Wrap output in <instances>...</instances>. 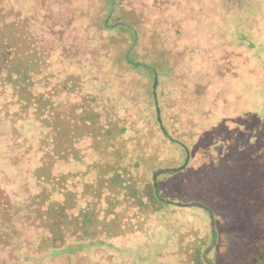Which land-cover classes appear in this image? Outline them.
<instances>
[{"label": "trees", "instance_id": "1", "mask_svg": "<svg viewBox=\"0 0 264 264\" xmlns=\"http://www.w3.org/2000/svg\"><path fill=\"white\" fill-rule=\"evenodd\" d=\"M8 1L0 0V264H84L91 259L93 264L131 263L124 256L134 249L129 243L145 237L155 214L168 212L175 218L191 214L193 208L209 215L206 236L192 233L190 220L177 224L176 232L165 225L161 228L175 234L170 243L178 257L188 264L222 260L223 264H264V146L255 159L249 148L240 154L233 144L231 154L223 160L218 157L209 178H202L209 183L204 197L174 191L188 172L193 153L166 126L158 98L160 70L138 50L148 37L142 13L126 11L123 0H106L109 13L101 32L109 33L113 41L101 40L96 49L102 52L101 63L95 66L109 67L113 73L108 70L103 76L94 65L72 60L61 44L50 49L40 46L55 36L61 43L63 32H55L51 20L43 21L46 35L36 39L32 34L36 21L27 10L31 2L6 9ZM151 1H140V12L142 4ZM188 12L195 13L194 23L199 15L204 20L221 14L211 4ZM157 30L150 36L154 46L161 39ZM239 36V44L256 47L247 35ZM117 47L123 53L115 61L110 50ZM125 68L152 81L150 104L101 93L112 89L109 80L116 89L125 87ZM228 100L229 96L207 103L219 117L218 124L230 109L226 110ZM156 132L169 145L183 149L181 162L158 165L152 156L141 157L148 149L145 141L160 143ZM252 159L256 166L251 169ZM165 181L173 189L172 197L165 195ZM149 241L148 246L155 248L157 243ZM163 254L158 255L160 261L170 258Z\"/></svg>", "mask_w": 264, "mask_h": 264}, {"label": "rangeland", "instance_id": "2", "mask_svg": "<svg viewBox=\"0 0 264 264\" xmlns=\"http://www.w3.org/2000/svg\"><path fill=\"white\" fill-rule=\"evenodd\" d=\"M29 1L31 4H28L27 10L36 21L32 27V34L36 39L46 35L45 30H41L40 24L43 21L51 20L55 32H63L61 43L58 41L59 37L55 36L53 40L44 43L45 46H40L50 49L61 44V47H66L72 60H84L94 65V69L103 76L105 71L110 70L108 66H103V69L108 67V70H100L97 67L101 63L102 52L96 50L102 43L101 40L107 43L113 41L109 33L101 32L104 18L109 13L106 0H68L72 1L71 3H66L67 0ZM140 1L144 0H123L122 6L126 7V11L130 9L142 13V28L147 30L148 37L140 42L138 50L144 60L154 62L160 70L158 98L166 126L180 142L188 145L193 153L189 170L181 175L178 190L174 191L185 197L193 193H200L204 197L205 187L209 183L204 182L202 178H209L212 166L220 160L218 157L223 160L231 154L233 144L237 146L236 150L240 154L244 148H249V153L255 159L260 157L261 148L264 146V0H152L147 2L149 6L145 2L142 4V12ZM25 2L26 0H11L5 7H24ZM40 2L44 3L40 6ZM258 2L260 5H257ZM203 3L214 5L221 12L219 18L207 17L204 21L199 15L200 19L194 23L195 13L188 11L198 10ZM0 7H3L2 3ZM58 23L61 27L56 26ZM153 29H158V36L159 32L161 33L158 46H154L157 44H153L150 39ZM240 33L247 35L249 41H254L256 47L251 49L248 44H239L236 35L240 37ZM198 40L202 42L199 43ZM39 41L43 40H35V43ZM110 51L115 61L119 60L123 53L120 47ZM110 72L113 73V70ZM122 75L124 88L117 86L116 89V84L109 80L112 89L101 90V93L108 97H124L133 103L152 102L151 80L138 78L128 68L122 71ZM103 76L101 82L106 84L107 80ZM227 96L229 104L226 110L230 109L222 114L223 120L218 124L216 120L219 117L210 112L207 103ZM156 133L160 143L145 141L143 146L148 149L142 152L141 157L147 159L152 156L158 160V165H175L181 162L184 157L183 149L177 144L169 145L158 132ZM129 144L132 148L136 145L133 141ZM154 153L157 158L153 156ZM250 163L251 169L255 168L256 161L252 159ZM249 169L248 167L246 171L250 173ZM242 180L245 181L244 176ZM162 187L165 195L172 197L173 189L169 190L171 188L168 187V181L163 182ZM191 210V214L182 213L175 218L168 212L162 216L161 213L155 214L144 230L145 237L139 238L140 242L136 238L130 241L129 244L134 249L131 254H124L131 262L127 264L187 263V259L176 255L177 249L170 243L175 241V234L171 236L161 228L165 225L176 232L177 224L184 225L185 221L190 220L193 224L191 232L206 236L209 215L202 209ZM149 239L157 243L155 248L148 246ZM224 241L225 238L222 237L223 256L226 253ZM138 246L142 248L138 249ZM100 254L108 255V252L100 251ZM162 254L170 258L164 257L165 259L160 261L158 255ZM93 263L92 259L84 262ZM223 263L225 261H220V264ZM112 264H122V261H114Z\"/></svg>", "mask_w": 264, "mask_h": 264}]
</instances>
